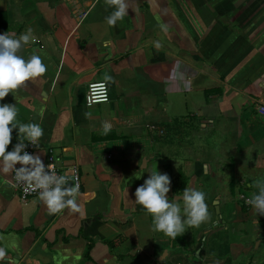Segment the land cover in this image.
I'll return each instance as SVG.
<instances>
[{
	"label": "crops",
	"instance_id": "obj_1",
	"mask_svg": "<svg viewBox=\"0 0 264 264\" xmlns=\"http://www.w3.org/2000/svg\"><path fill=\"white\" fill-rule=\"evenodd\" d=\"M113 10L106 0H0V34L31 29L35 39L20 55L47 65L16 100L0 103L17 104L20 123L43 128L31 154L45 164L53 149L61 174L77 167L81 181L80 210L51 213L39 197L21 198L12 173L0 176L7 259L264 264V216L246 202L264 183V0H130L110 27ZM98 82L107 83L109 103L89 108L87 87ZM17 142L13 131L8 150ZM156 168L170 177L169 197L187 187L206 193L210 219L175 240L129 202Z\"/></svg>",
	"mask_w": 264,
	"mask_h": 264
},
{
	"label": "clouds",
	"instance_id": "obj_2",
	"mask_svg": "<svg viewBox=\"0 0 264 264\" xmlns=\"http://www.w3.org/2000/svg\"><path fill=\"white\" fill-rule=\"evenodd\" d=\"M106 3L114 9L105 18L106 23L114 27L128 15L130 0H106ZM34 39L31 29L18 37L15 33L0 34V102L9 94L15 98L13 94L27 82L45 76L47 65L40 55L33 54L28 59L20 55L22 48ZM155 46L160 47L158 42ZM17 117V104L0 103V176L12 173L10 183L13 187L22 185L25 191H37L40 200L51 213H60L64 209L78 212V186L73 183L70 185L66 175H57L53 171L54 165L50 164L46 168L40 155L26 151L29 145L39 148L44 136L43 128L38 123H20ZM111 130L110 123L102 124V134L107 135ZM13 131L17 133L18 142L9 151ZM17 164L20 165L19 168L16 167ZM148 164L145 165L146 169ZM170 185L169 175L161 174L156 168L136 188L135 199H129V202L139 205L152 217L154 231L175 240L185 233L186 227L199 228L206 223L210 219V213L204 191L187 187L180 195L169 197L167 194L170 192ZM256 189L246 202L257 217L264 216V183H258ZM166 256L167 253H164L161 258ZM7 258L6 248L0 246V264H4L5 260L9 264H15Z\"/></svg>",
	"mask_w": 264,
	"mask_h": 264
},
{
	"label": "built area",
	"instance_id": "obj_3",
	"mask_svg": "<svg viewBox=\"0 0 264 264\" xmlns=\"http://www.w3.org/2000/svg\"><path fill=\"white\" fill-rule=\"evenodd\" d=\"M85 17V14L81 17V20ZM110 96H109V87L107 83L105 82H98V83H92L87 87L86 95H85V104L87 107H93L99 104H106L109 103ZM258 112L260 115L264 117V105H261L258 109ZM150 130H158L160 132V135L163 134V130L155 127H151ZM36 147L29 145L26 148V151H28L30 154L35 150ZM61 159L60 157L55 153L53 149H49L47 152V159L45 166L47 168L48 165L52 164L54 165L53 171L57 175L61 174ZM69 181H72L73 184L78 186V191L80 190L81 181H80V175L79 170L77 167L71 168V176L69 178ZM16 191L19 192L21 195V198L23 200L28 198H37L39 197L37 191H25L24 187L22 185H17L16 187H13Z\"/></svg>",
	"mask_w": 264,
	"mask_h": 264
},
{
	"label": "water",
	"instance_id": "obj_4",
	"mask_svg": "<svg viewBox=\"0 0 264 264\" xmlns=\"http://www.w3.org/2000/svg\"><path fill=\"white\" fill-rule=\"evenodd\" d=\"M69 184L71 185L72 184V181H69ZM201 246V245H200ZM200 246L197 248V250H196V253H195V255H194V257H195V261L196 262H200V256H199V248H200Z\"/></svg>",
	"mask_w": 264,
	"mask_h": 264
},
{
	"label": "trees",
	"instance_id": "obj_5",
	"mask_svg": "<svg viewBox=\"0 0 264 264\" xmlns=\"http://www.w3.org/2000/svg\"><path fill=\"white\" fill-rule=\"evenodd\" d=\"M105 244H107L109 247H111V248H115V246H116V243H114V242H111V241H105ZM88 251V250H87Z\"/></svg>",
	"mask_w": 264,
	"mask_h": 264
}]
</instances>
